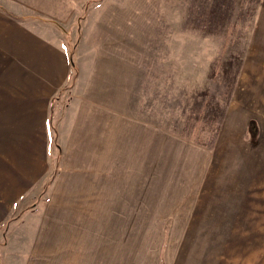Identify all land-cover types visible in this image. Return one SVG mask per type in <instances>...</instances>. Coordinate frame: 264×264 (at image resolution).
I'll use <instances>...</instances> for the list:
<instances>
[{
	"label": "rangeland",
	"instance_id": "1",
	"mask_svg": "<svg viewBox=\"0 0 264 264\" xmlns=\"http://www.w3.org/2000/svg\"><path fill=\"white\" fill-rule=\"evenodd\" d=\"M71 6L58 32L73 56L102 47L142 151L84 184L50 155L14 200L19 169L1 168L0 264H264V0ZM29 13L0 0V17L45 26Z\"/></svg>",
	"mask_w": 264,
	"mask_h": 264
},
{
	"label": "crops",
	"instance_id": "2",
	"mask_svg": "<svg viewBox=\"0 0 264 264\" xmlns=\"http://www.w3.org/2000/svg\"><path fill=\"white\" fill-rule=\"evenodd\" d=\"M6 1L45 26L0 17V170L19 169L24 183L4 199L25 196V185L48 172L50 155L57 156V176L84 184L90 167L142 151L144 121L112 96L102 47L90 51V39L82 41L73 56L58 32L69 25L72 0Z\"/></svg>",
	"mask_w": 264,
	"mask_h": 264
},
{
	"label": "trees",
	"instance_id": "3",
	"mask_svg": "<svg viewBox=\"0 0 264 264\" xmlns=\"http://www.w3.org/2000/svg\"><path fill=\"white\" fill-rule=\"evenodd\" d=\"M196 142V141H195Z\"/></svg>",
	"mask_w": 264,
	"mask_h": 264
}]
</instances>
